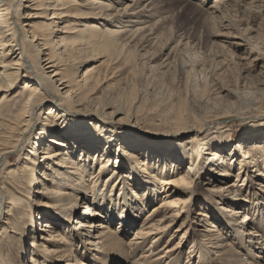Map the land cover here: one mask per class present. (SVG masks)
Returning <instances> with one entry per match:
<instances>
[{"label": "bare ground", "instance_id": "6f19581e", "mask_svg": "<svg viewBox=\"0 0 264 264\" xmlns=\"http://www.w3.org/2000/svg\"><path fill=\"white\" fill-rule=\"evenodd\" d=\"M210 1L212 4L206 0H0V119L12 117L8 136L0 142V227L6 230L20 225L10 209L3 219L5 208L13 200L8 190L21 195L22 199L25 193L21 189L28 192V185H35L36 189L30 194H37L33 195V205L40 229L39 233L31 231V247L25 264L48 261L50 264H124L130 259L129 252L135 254L143 250L150 238L151 243L156 244L148 253L140 254L141 263L136 260L132 264H159L162 256L153 260L148 257L170 232L168 240L179 234L180 241L171 248L164 245L167 258L171 253L176 256L166 264H172L181 255L180 243L184 239L186 242L189 236L193 237L190 254L198 252L199 264H207L212 256L219 261L221 257L236 254L229 255L232 247L225 249L217 224L213 223V228L206 229L204 235L193 227L196 217L191 214L190 204L201 188L199 180L203 177L202 169L207 166L205 161L213 166L205 168L203 184L207 191L217 192L214 193L218 194L220 203L217 204L229 206L246 202L243 185L245 192L249 183L253 185V180L258 179L257 171L264 169V145H261L264 128H259L258 124L264 123L260 122L264 114L251 119L255 124H248L247 133L238 137L228 151L224 148L230 143L227 129L211 137L208 128L196 124L178 123L175 129L160 133L143 131L131 122L132 115L128 111L124 113L121 108L113 107L106 112V106L100 109L96 91L106 78L103 79L95 67L80 68L82 64L104 57L101 63L113 64L120 59L129 69L133 66L129 71L135 73L137 51L133 52L132 45L127 43L137 41L142 50L148 49L151 42L172 28L166 16L162 17V11L176 8L184 12L187 6L197 8L214 29L217 23V27H230L235 33L229 34L234 38L229 42L231 46L241 47L237 40L241 38L249 45L250 53L258 49V43H251V39H260L263 33L253 38L249 35L250 29L238 28L241 20L234 22L233 19L245 16L244 20L251 23L260 17L255 10L264 7V0H229L231 7H236L234 10L225 5L228 0ZM242 7L245 9L240 13ZM220 31H213L207 37L228 34ZM182 39L179 38L177 45ZM173 41L158 53L165 60L169 55L165 51L174 47H171ZM82 53L86 56L84 60L78 58ZM245 84L244 81L242 85ZM255 96L252 90L243 91L238 97L239 104L234 102L222 115H243L263 100ZM18 97H23V101L16 103ZM235 147L246 150L241 153ZM24 149L22 160L16 166H8L10 157ZM200 160L205 165L201 164L197 170ZM234 163L238 166L236 179L224 183ZM88 176L91 177L88 179ZM261 176L264 178V171ZM261 192L264 195V191ZM262 194L258 193L260 203ZM152 200L154 205L138 224L134 237L124 241L123 237L137 225L138 214L147 209ZM116 202L122 212L118 228L100 220H110L105 208L108 206V210L113 211ZM78 203L83 205L78 206ZM77 206L82 210H77ZM199 210L204 223L218 219L204 208ZM246 210L238 226L236 213L241 212L240 209L235 212L227 208L231 212L228 223L233 221L239 242L245 246L247 254L252 255L248 260H254L252 264H264V237H256L248 228L246 221L250 218ZM58 211H63L64 216L50 214ZM20 214V209L16 210V216ZM75 237L79 241L73 246L71 239ZM52 254L57 257L55 261L50 258ZM73 254L75 259L71 258ZM64 257L69 260H63ZM242 260L234 264H245Z\"/></svg>", "mask_w": 264, "mask_h": 264}, {"label": "rangeland", "instance_id": "374dc122", "mask_svg": "<svg viewBox=\"0 0 264 264\" xmlns=\"http://www.w3.org/2000/svg\"><path fill=\"white\" fill-rule=\"evenodd\" d=\"M224 1L227 0H222V2ZM206 2L212 4L210 0H206ZM225 5L228 6V8H232L233 10L236 9V7H231V1L229 0ZM194 8L195 7L193 6H187L185 10L186 12H179L176 8L175 10L170 11L165 10L166 12L162 11V17L163 15L166 16V21H168V24L171 23L170 27L172 28L165 31L164 34L159 35V37L153 41L154 43L151 42V44L148 45V49L151 54L148 49H146L147 47L142 50L141 47H139V43H137V41V44L135 43V41H133L136 46L134 43H127V45L130 47L132 45L133 48L131 47V49L133 50V52L137 51L136 58L137 56L138 58L136 60L137 63H135L136 66H138L135 67V73L130 72V69L133 66L129 69L126 64L121 63L120 59H117V63L113 64H111L110 62L106 64L101 63L100 61L105 60L104 57H100L96 60H91L85 65L82 64L83 66H81L80 68L81 70H83L86 66L95 67L96 71H98L103 76V79L106 78L101 85L102 87L100 86L96 91L98 93L96 95L100 101V109L103 108L102 106H106V112L112 110L113 107L121 108L123 112L128 111V114L132 115L131 122L135 123L134 125L137 127V129H141L143 131L144 129H146L149 132H167L169 130L175 129V125H177L178 123H184L185 125L196 124L197 126H201L202 128H208L209 130L207 132L208 134H210V137L214 134L220 135V132H223L227 129L226 131H229L228 138H230V143L224 148L226 150L228 148L229 150V148L236 143V139L238 137H242V134L246 132L248 124H255L254 121H251V119L264 114V22L262 23V20L264 21V7H261L259 10H255L258 11L257 14L258 16L260 15V17L254 19L251 23H249L247 19L244 20V18H246L245 16H239V13H236V16H239V19H237V17H234L235 19H233L234 22H238V20H241L242 24H240L238 28L245 29L246 27L247 31L248 29H250L249 35L253 38L258 36L260 37V33H263L260 39H251V43H258L259 45L256 46L258 47V49H254L252 53H250V50H248L249 45L245 44L247 42L240 40L241 38L237 39L238 42L242 44L241 47L237 48L235 46H231L229 42L233 41L234 38H230L229 36L231 35L229 34H235L233 33V30L227 26L222 28L220 26L217 27L219 25L218 23L215 26L217 29H214V27L212 28L209 19L201 12L199 14V12L197 11L198 9ZM243 9H245V7H242V11H240V13L243 12ZM166 25H164L163 27L168 28L169 26ZM210 26L212 31L210 29ZM163 27L162 29H164ZM207 28L210 29L211 32ZM216 30H221L224 34L228 32V34L219 37H211L209 39L211 35L209 33H212L213 31L216 32ZM178 33L181 36L179 35V37H176ZM207 34L209 37H207ZM179 38L183 39L179 42L178 46L177 43ZM171 41H173L171 47L174 45L175 48H169V50L165 51V53L169 52L168 59L165 60V57L158 55V53L160 51H163V49L166 48ZM138 42H140V40ZM247 51L250 54H247ZM81 57L83 60L86 59L84 53L78 55V58ZM160 59L162 60L160 61ZM257 59H259L260 61ZM165 62H168V67L164 65ZM224 62L225 64H223ZM244 81L246 82V84L242 85ZM250 90L255 92V97L263 99L259 101L258 104H256L258 106L253 109H249L240 116L230 117L228 115H222V112L227 111V108H231L235 104H239V94H242L243 91ZM218 95H220L219 98ZM22 101L23 97H18L16 103H20ZM123 115L124 114H120V116ZM242 117L246 118V121H244ZM263 121L264 120H260V122ZM10 122H12V117L10 116H6L0 119V142L5 138L4 136H8L7 132L10 126ZM258 124H260L259 128H264V123ZM217 143L220 144L221 142L218 141ZM261 145H264V140H262ZM235 148L238 151L241 150V153H244V151L246 150L244 148ZM25 149L21 151L22 153H14L7 162V165L16 166L17 163L22 160ZM187 160L185 162V165H187ZM234 160L237 161L236 159ZM260 160L261 159L257 160L259 161V164H261ZM205 162L207 165L205 168L213 166L212 164L209 165L207 161ZM205 162L203 163L202 160H200L197 165V170L202 167L200 166L201 164L205 165ZM205 168L202 169L203 172L201 175H203V177L200 178L201 180H199L201 188L199 187V189H197V195L193 197L190 204L191 214L196 217L193 223V227L204 235V231L206 229L213 228V223L217 224L221 228H219V231L222 232L220 240H222L223 243L226 244L225 249L232 247V252H230L229 255H231V253L237 254H234V256L230 258L226 256L229 259L219 256L221 257V260H219L220 262L218 261L219 258L217 259L216 256H212L207 264H234L235 262L238 263L241 258H243L242 261L245 262V264L254 263V260H248L252 255L247 254V252L245 251V246H243V244L239 242V239L234 232V228L232 227L233 221H231V224L228 223V216H230L231 212H228L227 208L230 210H234L235 212L236 210L240 209L241 212L236 213L238 226H241L245 208L248 209L246 210L248 218H250L249 221H246L248 228L251 229V232L253 234L257 235L256 237H264V195L261 192L262 190L264 191V183H261L264 180V178L261 176L264 169L261 168L260 171H257L259 174V177L257 179L258 181L254 179L253 185L249 183L250 187L248 190L245 189V192V185H243L242 194L246 196V202H240V205H238V203H233L228 206V204L225 203H222L223 205L217 204L220 203L219 201H217L218 194H214L217 192L211 193L207 191V189H205L206 185L203 184V182L205 181ZM38 173L39 172H37L36 174L37 176ZM237 173L238 166L234 163L230 167L231 175L227 179H225L224 183H232L236 179L235 177ZM3 175L5 176V174ZM90 177L91 176H88L87 178L89 179ZM6 180H9V178L6 177ZM38 180L40 181L39 178ZM28 189V192L30 191L29 193L27 192V190H24V188L21 189L22 192L25 193V197L22 199L21 195L8 190V196H11L13 200H11L12 204H8V206L5 208V211L7 209H10V213L15 215L14 218L20 221V225L19 228L8 227L6 228V230L5 228L2 229V227H0V264H25L27 261V254L31 247H29L31 231L34 230L36 233L37 231L39 233L40 228L38 223L36 222L37 219H35V206L33 205V195L36 193H32V195L30 194L36 189L35 185H28ZM258 193L263 195V202L261 203L258 202V199H260ZM158 201L159 198L155 202ZM80 204L83 205L82 203H78V206H80ZM152 205H154L153 200L147 206V209L138 214L139 217L137 220V225H135L134 228H131L127 236L123 237L124 241L130 240L134 237V232L137 229L138 224L140 223L142 218L146 216L147 211L152 208ZM120 207L121 206L119 202H116V206L113 211H109L108 206H106V214H108V216L111 218L108 221L106 219H100L102 220V223L110 224L114 228L117 227L122 216ZM200 207L204 208V211L206 213L208 212L216 214L218 219L209 218L210 220L208 224L204 223V220L200 218V213H198L200 211ZM18 209H20L21 214L16 216V210ZM77 210L81 211L82 209L78 207ZM50 214L52 216H62L63 211H58L56 213ZM106 214L104 215V217H106ZM188 215L190 216V213ZM5 216H7V211L6 215H3L4 220ZM59 218L61 219V217ZM31 222L33 223L32 227ZM12 229L16 230L17 233L11 231ZM171 233L172 232L167 234L160 242L157 243L158 245L156 246L155 252L148 257L149 260H153L158 256H162L163 261H161L159 264H166L168 261H170V259L176 257L172 255L173 253H171L167 258L164 252L167 251V249L164 250L166 245L171 248L180 241L179 234H177L176 236H172L171 238H173V240H168ZM66 234L68 235V233ZM151 239L152 238L146 241L143 250H140L141 252L137 251L135 254L134 252H129V254H131L129 255L130 259L126 260L124 264H132V262L136 260L141 263L140 254L148 253L149 248H153V246L156 244L151 243ZM245 239L248 238L245 237ZM77 240L78 239H76V237L74 238V240L71 239L73 246L78 244L79 240ZM186 240V242L184 239L180 243V249L182 250L181 255L176 258L174 260L175 262H173L172 264H199L197 259L198 252L195 250L192 255L190 254L193 237L189 236V238ZM6 243L9 245L7 246ZM247 244L249 245L251 243ZM150 245L151 247H149ZM254 245L259 246V244H256L255 242ZM54 255L55 254H52L50 256L52 261H55L57 258H55ZM71 258L75 259L74 254L71 255ZM66 259L69 260L66 257L63 258V260ZM156 261H160V259H157ZM70 262L72 263L74 262V260ZM70 262L68 261L67 263ZM46 264H50V262L48 261Z\"/></svg>", "mask_w": 264, "mask_h": 264}]
</instances>
